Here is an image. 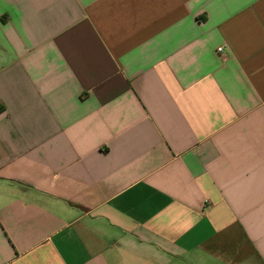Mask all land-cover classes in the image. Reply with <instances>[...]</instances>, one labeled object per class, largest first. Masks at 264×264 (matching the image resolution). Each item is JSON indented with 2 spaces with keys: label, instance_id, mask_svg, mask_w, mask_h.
Returning a JSON list of instances; mask_svg holds the SVG:
<instances>
[{
  "label": "crops",
  "instance_id": "crops-1",
  "mask_svg": "<svg viewBox=\"0 0 264 264\" xmlns=\"http://www.w3.org/2000/svg\"><path fill=\"white\" fill-rule=\"evenodd\" d=\"M0 264H264V0H0Z\"/></svg>",
  "mask_w": 264,
  "mask_h": 264
},
{
  "label": "built area",
  "instance_id": "built-area-1",
  "mask_svg": "<svg viewBox=\"0 0 264 264\" xmlns=\"http://www.w3.org/2000/svg\"><path fill=\"white\" fill-rule=\"evenodd\" d=\"M219 53H222L223 52V48H218L217 50Z\"/></svg>",
  "mask_w": 264,
  "mask_h": 264
}]
</instances>
